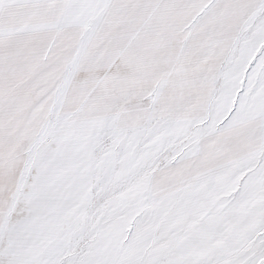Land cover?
Listing matches in <instances>:
<instances>
[{
    "label": "snow or ice",
    "instance_id": "obj_1",
    "mask_svg": "<svg viewBox=\"0 0 264 264\" xmlns=\"http://www.w3.org/2000/svg\"><path fill=\"white\" fill-rule=\"evenodd\" d=\"M0 264H264V0H0Z\"/></svg>",
    "mask_w": 264,
    "mask_h": 264
}]
</instances>
